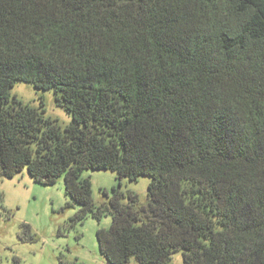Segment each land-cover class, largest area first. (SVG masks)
<instances>
[{
    "label": "trees",
    "instance_id": "trees-1",
    "mask_svg": "<svg viewBox=\"0 0 264 264\" xmlns=\"http://www.w3.org/2000/svg\"><path fill=\"white\" fill-rule=\"evenodd\" d=\"M23 169L110 214L109 264H264V0H0V179ZM85 169L149 176L146 203L95 205Z\"/></svg>",
    "mask_w": 264,
    "mask_h": 264
},
{
    "label": "rangeland",
    "instance_id": "rangeland-1",
    "mask_svg": "<svg viewBox=\"0 0 264 264\" xmlns=\"http://www.w3.org/2000/svg\"><path fill=\"white\" fill-rule=\"evenodd\" d=\"M10 93L23 103L44 108V114L56 119L61 128L71 122L70 114L57 105L52 89L16 81ZM81 174L91 181L95 205L106 202L103 190L111 194L113 187L125 194L124 202L128 192L137 195L140 205L147 201L149 176L119 179L111 169H85ZM79 207L65 194L62 176L53 184H43L23 169L1 178L0 264H109L99 251L96 231L109 227L110 214L99 219L88 214L82 221H73ZM24 224L29 225V232L24 231ZM128 264L138 262L132 256ZM170 264H184L181 250L172 253Z\"/></svg>",
    "mask_w": 264,
    "mask_h": 264
}]
</instances>
